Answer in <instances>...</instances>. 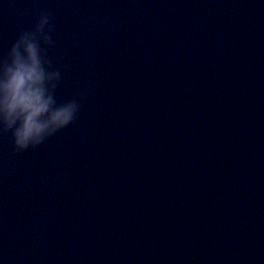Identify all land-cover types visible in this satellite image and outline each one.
Masks as SVG:
<instances>
[{"label": "water", "instance_id": "1", "mask_svg": "<svg viewBox=\"0 0 264 264\" xmlns=\"http://www.w3.org/2000/svg\"><path fill=\"white\" fill-rule=\"evenodd\" d=\"M42 12L78 112L0 134V264H264V2L0 0V61Z\"/></svg>", "mask_w": 264, "mask_h": 264}, {"label": "clouds", "instance_id": "2", "mask_svg": "<svg viewBox=\"0 0 264 264\" xmlns=\"http://www.w3.org/2000/svg\"><path fill=\"white\" fill-rule=\"evenodd\" d=\"M264 2V0H262ZM50 17L42 12L31 31L22 33L0 61V134L10 133L14 152H23L68 126L75 100L57 104L59 69H51L43 49L51 47Z\"/></svg>", "mask_w": 264, "mask_h": 264}]
</instances>
